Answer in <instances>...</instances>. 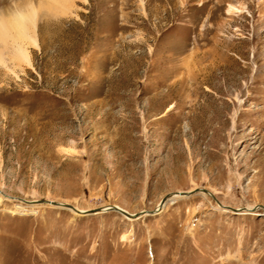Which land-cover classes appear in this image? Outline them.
Segmentation results:
<instances>
[{"label": "rangeland", "instance_id": "rangeland-1", "mask_svg": "<svg viewBox=\"0 0 264 264\" xmlns=\"http://www.w3.org/2000/svg\"><path fill=\"white\" fill-rule=\"evenodd\" d=\"M32 7L29 63L0 65V264H264V0L0 17Z\"/></svg>", "mask_w": 264, "mask_h": 264}, {"label": "bare ground", "instance_id": "bare-ground-1", "mask_svg": "<svg viewBox=\"0 0 264 264\" xmlns=\"http://www.w3.org/2000/svg\"><path fill=\"white\" fill-rule=\"evenodd\" d=\"M52 1V0H51ZM55 1V0H54ZM63 1V0H58ZM29 10V9H28ZM232 12H239L240 10L234 6H230ZM35 10L29 12L23 10H16L10 13L8 16L0 17V65L7 66L8 60L11 62H27L29 63V47L36 46L37 41L35 38ZM38 46V45H37ZM1 194V193H0ZM181 193L174 196H180ZM173 197V196H172ZM48 201L38 204L53 205ZM56 207H63L69 209L81 215L84 212L78 211V209H70L65 206L66 204L53 205ZM160 207V205L158 206ZM223 208V207H222ZM124 211V210H123ZM130 220H137L134 215L127 217Z\"/></svg>", "mask_w": 264, "mask_h": 264}, {"label": "water", "instance_id": "water-1", "mask_svg": "<svg viewBox=\"0 0 264 264\" xmlns=\"http://www.w3.org/2000/svg\"><path fill=\"white\" fill-rule=\"evenodd\" d=\"M190 194H191V193H181L180 195H181V196H189ZM170 198H171L170 196L165 197V198L161 201V203H160V208L163 207V206L168 202V200H169ZM41 202L45 203L46 201H41ZM41 202H36V203H41ZM29 203H33V202H29ZM47 203H48V202H47ZM50 204L58 205V206H59V203L51 202ZM65 207L70 208V209H74L73 206H69V205H67V206H65ZM160 208H159V209H160ZM109 210L116 211V212L120 213L121 215H123V216H125V217H130V216L134 215V217L138 218V217L144 215V214H142V215L139 216L138 214H129L128 212H125V211H123L122 209H120V208H118V207H116V206L111 207ZM100 211H105V209H104V210L102 209V210H100ZM155 212H157V211H155ZM155 212H149L148 214L153 215V214H155Z\"/></svg>", "mask_w": 264, "mask_h": 264}]
</instances>
